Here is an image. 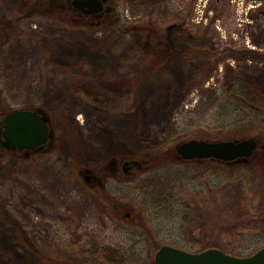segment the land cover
Returning <instances> with one entry per match:
<instances>
[{
    "label": "rangeland",
    "instance_id": "1",
    "mask_svg": "<svg viewBox=\"0 0 264 264\" xmlns=\"http://www.w3.org/2000/svg\"><path fill=\"white\" fill-rule=\"evenodd\" d=\"M204 1L110 0L108 19L73 9L78 26L51 15L72 0H0V107L51 127L47 152L0 144V264L264 246V0ZM252 137L247 160L175 152Z\"/></svg>",
    "mask_w": 264,
    "mask_h": 264
},
{
    "label": "water",
    "instance_id": "2",
    "mask_svg": "<svg viewBox=\"0 0 264 264\" xmlns=\"http://www.w3.org/2000/svg\"><path fill=\"white\" fill-rule=\"evenodd\" d=\"M106 0H73L76 10L97 14L104 10ZM49 116L40 108H22L8 112L0 126V144L7 150L47 152L51 138ZM256 138L239 140L190 139L179 144L177 154L184 160L215 159L233 162L250 159L259 148ZM127 162L126 164H128ZM156 264H264V246L247 256H238L218 247L199 252L171 245L161 246L155 254Z\"/></svg>",
    "mask_w": 264,
    "mask_h": 264
},
{
    "label": "flooded vegetation",
    "instance_id": "3",
    "mask_svg": "<svg viewBox=\"0 0 264 264\" xmlns=\"http://www.w3.org/2000/svg\"><path fill=\"white\" fill-rule=\"evenodd\" d=\"M105 2V8H104V10L102 11V12H100V13H97V14H86V13H83L82 11H79V10H76L75 9V7H73V9H74V11H76L78 14H80V15H84V16H86V17H96V19L97 18H103L104 16H108V15H110V13H111V11L113 10V6L112 5H110V0H106V1H104ZM72 4V3H71ZM73 6V5H72ZM203 6H204V10H203V13L205 12V11H208V9H209V0H205L204 2H203ZM181 16H182V14H181ZM242 22H243V20H242ZM250 22V21H249ZM91 23H93V22H91ZM251 23V22H250ZM240 25H243V24H240ZM167 39V38H166ZM159 43L160 42H158V45H159ZM164 45H167L166 43L164 44ZM160 48V50H170V48L171 47H166V48H161V47H158V49ZM176 152V156H177V158H179V159H181V160H183V161H185V162H194V161H207V160H210V158H206V159H194V160H184V159H182L178 154H177V151H175ZM256 153V152H255ZM124 163H123V170L125 171V172H131L130 171V169L131 168H133L134 167V161H126V160H124L123 161ZM127 162H129L128 164H126ZM115 163H117V162H115ZM91 178H92V176L91 175H85V179L87 180V181H90L91 180Z\"/></svg>",
    "mask_w": 264,
    "mask_h": 264
},
{
    "label": "trees",
    "instance_id": "4",
    "mask_svg": "<svg viewBox=\"0 0 264 264\" xmlns=\"http://www.w3.org/2000/svg\"><path fill=\"white\" fill-rule=\"evenodd\" d=\"M61 5H58L57 7H55L51 13V15L63 20L64 22H67L68 24H72V25H78V26H84L85 21L83 22H78V19L75 14V12L73 11L72 8V4L70 5L69 2L66 3L65 7L62 8L61 10ZM111 15V14H110ZM110 15L108 16H104L103 19H108L110 17ZM81 19V18H80ZM82 20V19H81ZM10 110L8 109V107L6 106H1L0 107V123L2 125V119L4 118V116L9 112Z\"/></svg>",
    "mask_w": 264,
    "mask_h": 264
}]
</instances>
